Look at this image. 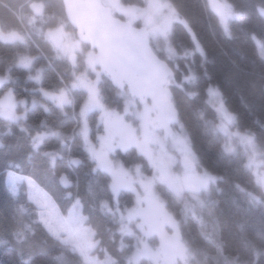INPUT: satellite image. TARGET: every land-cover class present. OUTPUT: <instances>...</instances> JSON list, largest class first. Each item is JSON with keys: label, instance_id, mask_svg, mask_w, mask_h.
<instances>
[{"label": "trees", "instance_id": "obj_1", "mask_svg": "<svg viewBox=\"0 0 264 264\" xmlns=\"http://www.w3.org/2000/svg\"><path fill=\"white\" fill-rule=\"evenodd\" d=\"M168 1L179 17L168 34L171 46L166 50L163 41L151 44L174 69L169 86L180 122L173 128H185L197 169L215 179L199 194H175L160 182L157 191L179 222L189 248L186 262L264 264V185L248 163L247 148L236 140L235 150L228 148L219 112L209 100L213 86L234 116L231 130L250 135L264 161V0H227L237 14L228 29L207 0ZM61 25L76 33L62 0H0V27L24 38H0V97L11 89L20 113L16 118L0 114V264H88L75 245L48 230L25 183L17 192L11 189L10 172L33 179L64 215L79 200L85 223L95 233L93 253L100 258L150 264L143 258L135 262L139 236L126 232L127 221L121 217L136 206L137 195L116 197L89 147H97L103 132L100 111L85 110L88 92L83 89H70L63 108L44 94L69 87L75 73L85 72L95 81L84 53L77 52L75 62L48 37L49 30ZM82 45L84 52L91 50ZM96 88L108 108L124 109L127 90L116 88L106 74H100ZM110 156L127 168L141 165L152 172L136 148L117 149ZM63 174L72 182L68 188L61 185ZM131 227L137 232L133 222ZM149 241L158 245L156 238Z\"/></svg>", "mask_w": 264, "mask_h": 264}, {"label": "rangeland", "instance_id": "obj_2", "mask_svg": "<svg viewBox=\"0 0 264 264\" xmlns=\"http://www.w3.org/2000/svg\"><path fill=\"white\" fill-rule=\"evenodd\" d=\"M102 1L106 6L112 8L114 14L122 15L124 20L131 21L134 25L146 27L150 33L151 41L156 47L160 45V41L165 42L166 50L171 46L168 34L173 23L179 17L168 0H145L143 6L125 4L122 0ZM207 1L212 10L220 15L224 27L228 29L229 19L237 17V14L233 12L231 3L227 0ZM260 12L264 14L263 7L260 8ZM47 35L57 46L61 55L67 58H72L77 52L84 53L83 60L86 61L87 69L95 76V81H93L85 72L75 73V79L69 87H64L58 92L44 91V94L63 108L69 101L68 92L70 89L78 88L88 92L85 110L97 108L100 111V119L103 125V132L99 136L97 147L89 143L96 160L105 159L112 162L121 176L127 177L131 185L138 187L141 195L152 198H161L156 188L157 182L165 184L175 194L179 195L186 192L199 194L209 187L215 178L197 169L198 158L183 126L169 130L166 122L160 119L150 103L140 104L128 92L124 94L126 101L123 110L108 108L100 99L96 88V82L99 80L101 72L92 64L94 51L84 52L83 45L76 33L64 25L49 30ZM0 38L5 41L24 39L17 32H4L1 27ZM41 77L42 73L39 71L36 80L40 81ZM3 79L4 77H0V85ZM14 97L11 89L0 97V114L13 118L18 117L20 114L19 103ZM209 100L219 112V130L227 135L228 148L235 150L234 140L247 148L249 152L248 163L257 173L258 181L264 185V161L262 153L255 146L252 137L246 133L231 130L230 126L233 124L234 116L226 109L221 93L213 86L210 87ZM22 106L24 105L22 104ZM84 131L88 132L86 129ZM129 148H136L140 154L146 157L152 168L151 173L143 170L141 165L130 169L122 163L112 160L110 154L114 151L117 149L125 151ZM176 165L179 170L175 168ZM7 183L15 192L18 191L20 184L25 183L28 186L30 198L38 205L41 211V219L48 230L53 235L75 245L83 253L88 264H114V259L111 256L106 255L104 258H100L93 253L97 246V242L94 240L95 233L92 227L85 223L86 217L81 211L79 200L64 215L53 199L38 187L30 177L10 172L7 174ZM140 204L139 196H137L136 206ZM133 209L132 207L121 217L127 221L126 232L139 236V244L134 252L135 262L143 258L150 264H163L158 245L153 246L150 243V238L146 231L140 228L139 220L135 217ZM121 220L123 219L121 218ZM132 222L135 224L137 232L131 227Z\"/></svg>", "mask_w": 264, "mask_h": 264}, {"label": "water", "instance_id": "obj_3", "mask_svg": "<svg viewBox=\"0 0 264 264\" xmlns=\"http://www.w3.org/2000/svg\"><path fill=\"white\" fill-rule=\"evenodd\" d=\"M62 1L78 39L94 51L93 66L140 104L150 103L169 130L179 125V112L169 86L174 69L155 52L148 29L116 16L102 0ZM97 164L110 178L116 197L123 192L139 196L141 204L134 207V215L149 238L157 239L163 264L186 262L189 248L178 220L166 205L158 198L141 195L138 187L121 176L112 162L99 159ZM60 182L65 188L72 185L66 174Z\"/></svg>", "mask_w": 264, "mask_h": 264}]
</instances>
